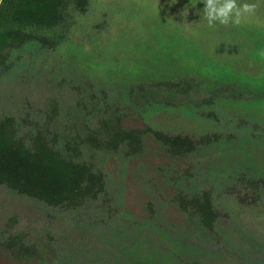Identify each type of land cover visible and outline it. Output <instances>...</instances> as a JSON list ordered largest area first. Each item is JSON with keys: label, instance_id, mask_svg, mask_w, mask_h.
Returning a JSON list of instances; mask_svg holds the SVG:
<instances>
[{"label": "rangeland", "instance_id": "374dc122", "mask_svg": "<svg viewBox=\"0 0 264 264\" xmlns=\"http://www.w3.org/2000/svg\"><path fill=\"white\" fill-rule=\"evenodd\" d=\"M238 2L254 13L209 28L203 0H88L37 33L48 45L11 50L0 122L14 119L29 148L50 128V146L103 173L106 193L73 209L0 185V264H264V0ZM108 108L128 130L189 136L198 147L174 156L147 133L137 155L82 145L72 157L67 143ZM204 191L219 214L212 233L179 204ZM18 235L40 259L5 246Z\"/></svg>", "mask_w": 264, "mask_h": 264}, {"label": "trees", "instance_id": "16d2710c", "mask_svg": "<svg viewBox=\"0 0 264 264\" xmlns=\"http://www.w3.org/2000/svg\"><path fill=\"white\" fill-rule=\"evenodd\" d=\"M87 3L88 0H0V70L9 67L12 49L36 40L48 45V40L38 37L37 33L60 27L71 6L83 11ZM54 113H57L56 106ZM47 133H51L50 128L37 132L29 148L18 138L14 119L0 122V185L51 207L77 209L104 195L105 175L97 172L93 165L61 157L50 146ZM147 133L174 156H187L199 144L189 136L170 135L151 128L128 130L119 110L108 108L101 114L96 127L89 128L77 141H69L66 149L76 159L82 155V145L110 152H118L126 146L128 155H137L143 151ZM216 138L206 137L201 142L210 143ZM53 142L58 143L56 135ZM179 204L183 211L198 216L209 232L215 231L219 214L211 192L182 197ZM5 246L19 259H40L42 256L35 246L26 243L24 235L11 237Z\"/></svg>", "mask_w": 264, "mask_h": 264}, {"label": "clouds", "instance_id": "9594fccd", "mask_svg": "<svg viewBox=\"0 0 264 264\" xmlns=\"http://www.w3.org/2000/svg\"><path fill=\"white\" fill-rule=\"evenodd\" d=\"M176 0H173L175 3ZM205 4L202 19L207 21L209 28L217 24L228 26L240 25L245 16L255 11L256 5L248 2L240 3L238 0H203ZM196 4H193V8Z\"/></svg>", "mask_w": 264, "mask_h": 264}, {"label": "flooded vegetation", "instance_id": "af4514ba", "mask_svg": "<svg viewBox=\"0 0 264 264\" xmlns=\"http://www.w3.org/2000/svg\"><path fill=\"white\" fill-rule=\"evenodd\" d=\"M158 131V130H157ZM162 132V131H161ZM167 134H169V133H167ZM171 135V134H170Z\"/></svg>", "mask_w": 264, "mask_h": 264}]
</instances>
